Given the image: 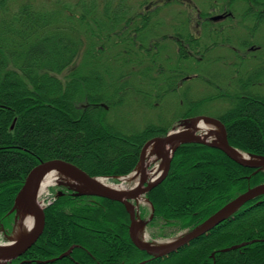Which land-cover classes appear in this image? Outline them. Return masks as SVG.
I'll list each match as a JSON object with an SVG mask.
<instances>
[{
  "label": "trees",
  "instance_id": "16d2710c",
  "mask_svg": "<svg viewBox=\"0 0 264 264\" xmlns=\"http://www.w3.org/2000/svg\"><path fill=\"white\" fill-rule=\"evenodd\" d=\"M205 6L199 10L191 0H0V227L11 225L15 196L42 162L68 161L103 177L131 173L143 145L164 135L172 121L118 124L114 114L126 103L155 110L169 97L178 110L173 121L214 116L233 147L264 157V93L258 89L264 44L251 36L264 30V0H208ZM226 8L232 17L210 20ZM171 9L170 21H162L159 14ZM236 26L233 34L243 32L242 38L230 34ZM219 44L233 46L227 63L234 74L225 85L207 75L203 83L215 91L194 99L186 85L200 78L198 64ZM252 44L258 49L246 56ZM216 101L225 107L207 111ZM105 142L129 150L113 149L107 158L96 148ZM206 163V171L196 168ZM261 183L263 172L253 174L217 149L182 145L170 175L148 196L152 220L193 228ZM46 214L44 234L25 259H53L73 246L70 257L51 264H264V196L207 235L153 259L130 241L129 216L119 203L64 194ZM231 246L239 247L221 252Z\"/></svg>",
  "mask_w": 264,
  "mask_h": 264
},
{
  "label": "water",
  "instance_id": "95a60500",
  "mask_svg": "<svg viewBox=\"0 0 264 264\" xmlns=\"http://www.w3.org/2000/svg\"><path fill=\"white\" fill-rule=\"evenodd\" d=\"M221 18L217 16L214 20ZM201 121L203 124L212 128H217L216 131L202 132L196 127V123ZM188 143L202 144L221 151L228 159L237 165L253 169L256 172L264 170V157L254 156L247 154V158H242L237 152L240 150L233 147L226 134V130L222 122L218 119L208 116H197L179 123L177 127H173L164 136L155 137L146 142L140 152L139 166L146 172L147 167L150 169L154 165L160 166L158 176L154 180L141 181L139 187L134 192L127 194L108 187L101 181L111 179L110 177H102L93 175L85 171L83 168L74 163L63 160H52L42 162L36 166L30 174L26 177L22 187L18 191L14 205L10 213H17L20 209L22 212L27 213L34 210L36 213V225L32 232L24 239L18 241L12 247H0V264H10L13 260L19 259L26 255L30 249L36 246L37 242L42 237L46 228V213L42 208L43 197L38 193V181L40 176L45 172L56 171L59 176H64L73 185H67L70 190L74 192V196H91L107 199L113 202L120 203L125 208L130 224H129V238L132 244L140 251L145 252L152 258L165 257L168 254L177 251L179 248L188 245L190 242L206 235L221 223L231 219L247 202L264 195V183L253 188H249L244 193L238 195L215 213L209 216L202 223L196 227L185 232L179 236L175 241L163 245L156 246L151 243H143L139 238V225L140 220L137 219L136 203L138 199H145L150 192L160 185L170 174L172 159L176 150ZM150 149L148 156L152 159L145 167V153ZM243 153V152H242ZM245 154V153H243ZM142 171V172H143ZM61 195V193H59ZM13 235H6L9 238ZM0 244H3L0 241ZM244 244H241L242 246ZM239 246H231L222 249L221 252L235 249ZM73 246L60 256L49 260H22L18 264H51L65 257H70ZM213 253L211 257H213ZM144 264V262L140 263Z\"/></svg>",
  "mask_w": 264,
  "mask_h": 264
},
{
  "label": "rangeland",
  "instance_id": "374dc122",
  "mask_svg": "<svg viewBox=\"0 0 264 264\" xmlns=\"http://www.w3.org/2000/svg\"><path fill=\"white\" fill-rule=\"evenodd\" d=\"M40 1H44L45 0H34V3H40ZM48 0H46L47 2ZM192 4H194L195 6L197 5L198 9H204L206 8V6L204 7V2L207 5L208 0H191ZM226 11L229 12V10L226 8ZM175 9H171V10H166L162 13L159 14V17L162 19V21L165 22H169L170 19L172 18L171 15L175 12ZM210 13H212V11H209ZM223 13V12H222ZM217 14V13H216ZM216 14H212L216 15ZM234 19V17H233ZM201 21V20H200ZM214 26V25H213ZM228 26V25H226ZM215 27V26H214ZM238 27H234L232 30H230V34L232 35V37L234 39H236V37L238 36L239 38L243 37V32L239 33L238 35L233 34L234 30L237 29ZM229 36V34H228ZM252 38L258 42L260 45L264 44V30L260 32V30L255 31L252 35ZM219 39H221L220 36H218ZM258 49L257 45L252 44L249 49L245 50L244 53L246 56H248V51H256ZM170 50V49H168ZM168 50H164V54L169 55L171 52ZM231 52H233V46L231 44H219L218 47H216L211 53L210 56L207 58L209 59V61L207 62H203V64H198V68L201 69L200 72V78H197L195 76V78L190 81L188 84L187 82H184L186 85V87L189 89V92L192 96H194V99H197V97H201L202 96H206L209 93H213L215 91L214 87H207L204 85L203 80H207V75H209L210 77H213V81L211 80V82L214 84L217 82H221V84L225 85L228 81V79H230L231 75L234 74L232 73V67L231 65H229L227 63V61H229L230 58H233V55L231 54ZM243 53V54H244ZM263 59L264 58V52L261 55V57L259 56V59ZM213 60H217L216 62H212ZM233 60V59H232ZM238 60V59H236ZM235 70V69H234ZM202 76V77H201ZM197 78V79H196ZM259 90L263 91L264 93V85H260L258 87ZM50 95L47 94V97H49ZM199 97V98H200ZM126 103L123 107L117 108L118 110H116L117 112H115L114 114V118L116 120V122L118 124L127 126V127H131V126H135L137 128H143L145 125L147 124H154L157 126H163V124H170L172 121V125L169 128V131L171 130V128L173 127H177L179 125V120H172L173 117L175 116V112L178 111L175 107H174V103L171 101V98L166 97V99L163 100V102H161L159 104V107L155 110H150L148 108H145L143 104H141V101H138V104H135L132 106ZM1 108H3L2 105H0ZM225 107V104L220 102V101H216V103H212L210 105H208L206 107L207 111L210 112H220L223 108ZM53 110V109H51ZM177 113V112H176ZM204 116H210L208 114H202ZM213 117V116H211ZM69 120L71 122H75L76 118L75 116L69 115ZM95 131L98 130L97 125H94L91 123V128ZM69 132V130H68ZM104 135H107L105 132L103 133ZM99 151L101 150V152L103 154L106 155V157H109L110 151L115 149L118 150V152H123V151H128V147L123 146L122 144L113 142V143H108L105 142L104 144L101 145H97L96 147ZM210 167V165L208 163H206V165H198L196 168L200 169L202 171H206L208 168ZM209 176H213V174L209 173ZM68 188L67 187H57L51 190L52 192V196L50 199V202L53 201V198L56 196L57 192L62 191V192H67ZM91 201H94V199H90ZM149 200V199H148ZM150 201V200H149ZM166 200H163V204H166ZM152 207H151V203L149 204V206L146 207H142L139 209L138 211V217L140 219V225H139V232L142 234L146 233L147 237L145 238L146 243H152L153 241H159V240H168V239H173L175 237H177L178 235L183 234L186 231H189V229H180L179 228V223L177 222H173L170 221V223L166 224L163 221H153V214H152ZM18 214H14V217L12 219L11 225L9 226V228L3 230L1 229L0 232L2 231L4 234H11L12 230L15 228L16 226V219H17ZM103 222L105 221L104 219L102 220ZM88 223V222H87ZM106 223V222H105ZM96 230H98V227H94ZM105 236V238L110 239V236H108L105 233H103ZM141 238V237H140ZM18 262V261H17ZM13 264V263H12Z\"/></svg>",
  "mask_w": 264,
  "mask_h": 264
},
{
  "label": "bare ground",
  "instance_id": "6f19581e",
  "mask_svg": "<svg viewBox=\"0 0 264 264\" xmlns=\"http://www.w3.org/2000/svg\"><path fill=\"white\" fill-rule=\"evenodd\" d=\"M196 127L199 130L202 129L203 133L206 131L218 132V129L205 125L201 121H198L196 123ZM149 151L150 149L148 148L145 153V167H147L149 161L152 159L151 157L148 156ZM237 153L242 158L248 157L247 153L243 154L244 152L242 153V151H239ZM158 165L157 164L154 165L153 167L148 169L147 172L143 171L142 168L138 167L136 171H134L131 175L127 177L110 179L108 180L109 183H106V181L104 180L101 182L104 183L106 186L108 185L109 187L118 190L122 193L130 194L138 189L141 181H149L151 179L154 180L158 176L157 174L161 170L160 166ZM71 183L72 182L68 181L64 176H59L58 172L56 171L45 172L44 174H42V176H40L38 181V193L43 197L44 200L41 206H44L47 202L50 201L52 196V192H51L52 189L63 186L64 184L73 185ZM146 206H149L148 200L146 199L137 200L136 203L137 211H139L140 208ZM35 225H36V213L34 212V210H30L27 213H24L22 212V209H20L18 212V218H17L16 226L13 231V235L9 238H4V240L0 238V241L3 243L0 244V247L2 246L12 247L18 241L27 237L32 232ZM1 234L3 233L0 232V236ZM179 236L168 240L153 241L151 244L156 246H163L175 241ZM146 237H147L146 233L142 234L141 236V233L139 232V238L141 242L146 243L145 241Z\"/></svg>",
  "mask_w": 264,
  "mask_h": 264
},
{
  "label": "flooded vegetation",
  "instance_id": "af4514ba",
  "mask_svg": "<svg viewBox=\"0 0 264 264\" xmlns=\"http://www.w3.org/2000/svg\"><path fill=\"white\" fill-rule=\"evenodd\" d=\"M231 17V16H230ZM210 18V17H209ZM228 18V17H227Z\"/></svg>",
  "mask_w": 264,
  "mask_h": 264
}]
</instances>
